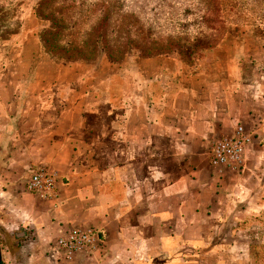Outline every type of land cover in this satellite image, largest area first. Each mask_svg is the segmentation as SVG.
Wrapping results in <instances>:
<instances>
[{
  "label": "crops",
  "instance_id": "crops-1",
  "mask_svg": "<svg viewBox=\"0 0 264 264\" xmlns=\"http://www.w3.org/2000/svg\"><path fill=\"white\" fill-rule=\"evenodd\" d=\"M27 43L8 60L24 50L28 70L0 81L4 264H252L264 239V38L192 63L96 66L59 65ZM239 125L253 135L243 167L214 170L212 142ZM41 166L60 176L55 201L26 189ZM73 227L102 243L64 263L55 243Z\"/></svg>",
  "mask_w": 264,
  "mask_h": 264
},
{
  "label": "rangeland",
  "instance_id": "rangeland-1",
  "mask_svg": "<svg viewBox=\"0 0 264 264\" xmlns=\"http://www.w3.org/2000/svg\"><path fill=\"white\" fill-rule=\"evenodd\" d=\"M38 2L0 0L1 7L16 11L20 23L18 27L10 26L9 21H0V33H16L9 41H0V81L5 84L11 82V76L6 77L7 72L17 75L23 69L28 70L26 63L20 64L18 60L24 50L18 53L17 61L9 63L8 60L11 48L22 36L28 37L30 44L38 42L41 54L47 55L39 35L48 24L36 15ZM52 9L64 17L83 13L79 25L86 28L100 19L98 16H102V11L113 18L110 24L115 32H122L135 24L136 34L133 37L138 38L140 43L150 41L154 48L145 53L167 55L184 61H190L193 52L198 53L196 58L202 56L201 50L210 46L222 42L240 43L246 35L260 38L264 34V0H74L70 5L61 4ZM63 40L71 42L73 38ZM186 42L191 44L190 48L186 47ZM253 242L255 259L252 264H264V239Z\"/></svg>",
  "mask_w": 264,
  "mask_h": 264
},
{
  "label": "trees",
  "instance_id": "trees-1",
  "mask_svg": "<svg viewBox=\"0 0 264 264\" xmlns=\"http://www.w3.org/2000/svg\"><path fill=\"white\" fill-rule=\"evenodd\" d=\"M71 2H74V0H39L35 8L39 20L48 24L40 32V44L43 51L56 64L68 66L84 63L96 66L101 59H107L111 63L120 64L131 56H139L141 58L167 56L162 54L152 56L145 53L154 50V48L151 46L150 41L140 43L138 38L133 37L136 34L135 24H131L130 27H127L122 32H115L111 30L110 24L113 18L100 11L102 13V16H98L100 19L86 28L85 26L79 25L82 22L83 13L64 17L60 12L53 11L52 9L53 6L61 4L70 5ZM0 16L1 22L9 21L10 26H20L19 21H17L19 15L15 10L11 11L0 6ZM15 34L14 32H4V35L0 33V41H9ZM66 37L73 38V40L66 42L63 40ZM260 38L263 39L264 34ZM184 44L187 48L191 47L189 42ZM219 44L201 50L202 56L198 58L203 57L207 51ZM134 51H138L139 54H135ZM197 54V52L191 53L190 61L179 60L185 63H192L198 59L195 57ZM103 55L106 57H102ZM0 264H4L3 261L0 260Z\"/></svg>",
  "mask_w": 264,
  "mask_h": 264
},
{
  "label": "built area",
  "instance_id": "built-area-1",
  "mask_svg": "<svg viewBox=\"0 0 264 264\" xmlns=\"http://www.w3.org/2000/svg\"><path fill=\"white\" fill-rule=\"evenodd\" d=\"M252 133L245 126L236 127L231 137L215 139L209 151V163L214 170L225 168L240 169L243 166L247 147L252 142ZM60 176L49 166L32 170L27 183V191L42 201H55L58 198ZM102 243L101 236L93 229L73 227L56 240L55 247L62 253L64 263H72L81 252H94Z\"/></svg>",
  "mask_w": 264,
  "mask_h": 264
},
{
  "label": "water",
  "instance_id": "water-1",
  "mask_svg": "<svg viewBox=\"0 0 264 264\" xmlns=\"http://www.w3.org/2000/svg\"><path fill=\"white\" fill-rule=\"evenodd\" d=\"M0 260H1V251H0Z\"/></svg>",
  "mask_w": 264,
  "mask_h": 264
}]
</instances>
